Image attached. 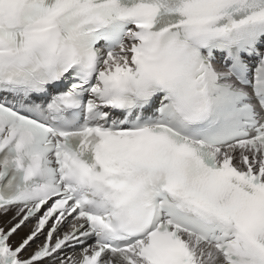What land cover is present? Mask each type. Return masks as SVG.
Masks as SVG:
<instances>
[{
    "label": "snow or ice",
    "instance_id": "snow-or-ice-1",
    "mask_svg": "<svg viewBox=\"0 0 264 264\" xmlns=\"http://www.w3.org/2000/svg\"><path fill=\"white\" fill-rule=\"evenodd\" d=\"M0 264H264V0H0Z\"/></svg>",
    "mask_w": 264,
    "mask_h": 264
}]
</instances>
